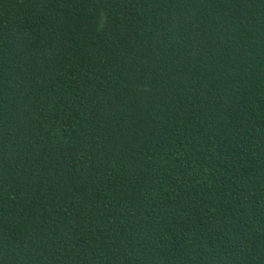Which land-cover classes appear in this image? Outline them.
<instances>
[{"label":"trees","instance_id":"obj_1","mask_svg":"<svg viewBox=\"0 0 264 264\" xmlns=\"http://www.w3.org/2000/svg\"><path fill=\"white\" fill-rule=\"evenodd\" d=\"M0 264H264V0H0Z\"/></svg>","mask_w":264,"mask_h":264}]
</instances>
